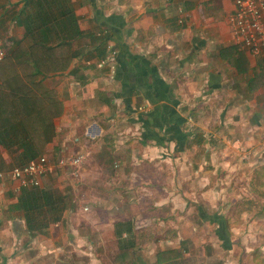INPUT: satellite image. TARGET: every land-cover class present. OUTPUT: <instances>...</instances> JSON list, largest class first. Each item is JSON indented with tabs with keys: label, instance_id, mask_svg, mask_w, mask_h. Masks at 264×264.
I'll list each match as a JSON object with an SVG mask.
<instances>
[{
	"label": "crops",
	"instance_id": "crops-1",
	"mask_svg": "<svg viewBox=\"0 0 264 264\" xmlns=\"http://www.w3.org/2000/svg\"><path fill=\"white\" fill-rule=\"evenodd\" d=\"M26 2L4 0L1 7L0 32L13 50L19 42L31 43L16 20L33 9L30 3L29 10L24 8ZM52 7L59 17L71 8L80 35L73 36L69 25L62 32L54 22L41 27L40 42L46 46L69 44L51 59L40 52L44 73L34 81L38 87L17 69L20 56L0 64V85L1 76L9 75L8 85L25 91L0 96V130L4 119L39 109L40 98L51 92L57 114L44 152L60 149L61 157L84 153L86 168L79 174L84 185L71 184L67 190L73 195L68 211L66 192L58 195L59 222L30 234L18 209L24 189L5 175L0 180V264H128L129 258L139 264L134 259L139 255L151 264L158 253L172 251L157 252V222L167 223V211L187 208L194 209L200 224L213 227L222 249L228 239L229 249L223 250L230 251V219L216 211L234 201L230 218L235 222L264 213L258 197L239 198V193L257 195L264 189V168L253 156L264 147V83L256 79L264 73V59L233 44L227 24L233 1L67 0ZM13 34H19L18 41ZM105 45L116 57L98 69ZM187 142L194 146L188 148ZM17 154L0 146V172L17 167ZM105 158L112 160L113 171L105 169ZM57 187L62 190L49 176L40 189L54 194ZM243 200L258 208L234 215ZM80 204L105 209L103 224L88 216L84 233L72 227L78 224ZM114 207L117 216L109 210ZM154 207L163 210L162 218L150 215ZM221 222L227 225L225 237L220 236Z\"/></svg>",
	"mask_w": 264,
	"mask_h": 264
},
{
	"label": "trees",
	"instance_id": "trees-1",
	"mask_svg": "<svg viewBox=\"0 0 264 264\" xmlns=\"http://www.w3.org/2000/svg\"><path fill=\"white\" fill-rule=\"evenodd\" d=\"M66 1L67 0H27L24 8L29 10L28 4L30 3V5L32 4L34 6L33 9L29 10L23 19L19 16L16 17L17 23L24 26L26 30L25 35L30 38L31 43L28 46H24L23 42H19L16 48L11 50L0 64L7 59V62H9L11 58L20 56L22 62L17 63V69L21 70L24 78L33 88L39 86L34 83V81L37 80V76L44 73V70L40 65V52H45V54H48L51 59L50 55L55 56L59 54V50H61L60 52H63V50L67 49L69 44L67 41H61L54 47L46 46L44 43L40 42V36L43 35V32H40L41 27L54 22L58 24V26H56L57 31L62 32L69 25L70 28H74L75 34H72L73 36L80 35L78 28L76 27L75 29L74 27V25L76 26L77 24L72 16L71 8L68 9L66 14H63L60 17L52 10L53 3L57 2L62 4ZM103 36H107L106 33L102 34V37ZM105 49H107L106 45ZM30 62H32V65L29 64ZM12 75L14 78L20 79L18 73L14 72ZM8 76L9 75L1 76L2 83L0 85V96L8 90L24 93L25 91H22L18 87L12 89L8 85ZM259 77L260 78L256 77V79H260L264 83V73L260 74ZM25 90L31 92L30 89ZM35 100H37L36 97ZM55 105L56 102L54 98L51 97V92H47L42 98H40L39 109L36 108L29 110L27 114L21 115L19 119H15V117L4 119L3 126H5V128L0 130V146L9 152L18 153L15 157L14 166L25 165L44 153L45 146L51 141L54 135L51 120L57 114V112L52 110ZM192 141L193 140H190V142ZM190 142L186 143L188 148L198 144V141L194 145H190ZM2 169L4 168L0 167V170ZM60 204L61 199L50 191H44L40 188L22 190L18 201V209L23 212L28 232L30 234L41 233L49 225L59 222L62 212L59 207ZM256 205L257 204L252 200L240 201L234 210V215L238 216L245 211H252L253 209L258 208V205ZM220 226L224 230V233H220V236L225 237L227 229L226 222H221ZM228 242V239L224 240L223 249H229ZM159 254L160 257L164 256L163 258H166L164 264H171L170 261H174L179 257L177 251L174 250ZM130 264L137 263L134 261Z\"/></svg>",
	"mask_w": 264,
	"mask_h": 264
},
{
	"label": "rangeland",
	"instance_id": "rangeland-1",
	"mask_svg": "<svg viewBox=\"0 0 264 264\" xmlns=\"http://www.w3.org/2000/svg\"><path fill=\"white\" fill-rule=\"evenodd\" d=\"M4 0H0V13L3 12ZM3 29V25H1ZM19 34H13V39L16 38L14 41H18L17 36ZM6 34L2 31L0 32V41L2 44V47L5 51V54H7L11 48V44L9 40L6 39ZM29 40V39H28ZM256 154V155H255ZM60 149L56 151H48L41 154V156H45L48 158L49 162L56 166L57 161L61 157ZM256 159H260L259 163L257 164V167L260 166L264 168V147H261L258 149L254 155ZM104 165L106 170L113 171L114 170V164L111 161L108 160V158H105ZM88 162V161H87ZM249 161H245L244 164H247ZM86 168V161L83 164L81 170L83 168ZM81 170H79V174H81ZM83 173V172H82ZM79 174L75 172H69L65 169L57 168L55 167L53 171L48 174V176H52L56 183L61 186L62 190H60L59 187L56 188L54 194L55 196H61L62 192H66L65 203L64 207L67 209L70 208V203L73 200L72 193H67V190L71 188V184H80V186L84 185V183L81 181V178L79 177ZM55 175V176H54ZM65 176L67 179L59 180L56 179L57 177ZM223 177H218L217 179H223ZM261 182V178H257ZM251 180V178H249ZM215 182V183H216ZM229 182H232L229 185L233 186V178L229 179ZM248 182V181H247ZM246 183V182H245ZM238 185V184H237ZM79 186V185H78ZM247 192V191H246ZM251 192L244 193L243 195L239 193V198H245L247 197L255 198L258 197L260 201H264V189L262 188V192L258 193L257 195H250ZM239 198H236V200H239ZM234 201H232V204H230L229 208H220L218 211L215 209H207L209 212H218L223 216L228 217L229 224H230V232H231V242H232V248L230 251H225L221 248L220 244L217 242L213 235V227L209 226L207 224L202 225L200 224L196 218H195V212L192 208H187L186 210L179 211L175 209L172 212L167 211V223L161 224L160 222H157L156 227L159 231H164L163 235L157 231V252L160 251V249H171L174 251H177L179 257L175 259L174 261H170L171 264H264V213L262 215L257 214H248L245 215L242 219L235 222L234 220H231L230 214L232 211V207L234 206ZM61 206V205H60ZM75 206V204H73ZM64 207L63 211H64ZM159 207H154L151 210H149L151 216H157L159 218H162L164 216V212L161 209H158ZM87 209V210H86ZM142 212L145 211V208H140ZM111 210V213L117 216L118 210L114 208L109 209ZM79 214H76L75 216L78 219V224L75 223V225H72V227H75L77 225L78 232L84 233L85 232V217L92 216L96 219L97 223L100 226L101 219H104L105 216L103 213L106 211L102 208H89L84 205L80 204L79 207ZM154 214V215H153ZM150 216V217H151ZM71 218V216H69ZM74 218V217H73ZM70 220V219H69ZM187 222H186V221ZM158 221H160L158 219ZM63 226L67 229V220H65V223ZM142 225H138L140 227ZM53 227V226H50ZM143 227V226H142ZM144 230V229H142ZM187 232L189 234H187ZM182 238L183 242H179V239ZM162 243L161 245H159ZM179 249V250H178ZM164 256L160 257V254L158 253L156 255L155 261H150L151 264H164L166 262V258H163ZM129 258V257H128ZM126 258V259H128ZM132 258H129L127 262L130 263V260ZM134 259H138L137 262L141 264H148L145 260H147L146 257L143 255L137 256V258L134 257ZM105 260H102L99 262V264H102V262ZM128 263V264H129ZM139 263V264H140Z\"/></svg>",
	"mask_w": 264,
	"mask_h": 264
},
{
	"label": "built area",
	"instance_id": "built-area-1",
	"mask_svg": "<svg viewBox=\"0 0 264 264\" xmlns=\"http://www.w3.org/2000/svg\"><path fill=\"white\" fill-rule=\"evenodd\" d=\"M232 1L233 10L227 16V24L233 44L251 57L264 59V0ZM180 12L181 10H179ZM5 56L0 41V62L4 60ZM115 57L116 51L107 47L105 56L97 60L95 67L101 69L108 66ZM85 158L84 153L78 152L60 157L56 166H53L47 157L40 156L25 165L11 168L7 173L0 172V180L8 175L17 181L22 189L40 188L42 179L48 176L55 167L79 174V170L85 163Z\"/></svg>",
	"mask_w": 264,
	"mask_h": 264
}]
</instances>
